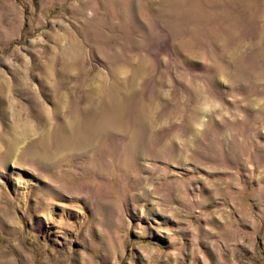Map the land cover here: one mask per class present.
<instances>
[{
	"label": "rangeland",
	"instance_id": "rangeland-1",
	"mask_svg": "<svg viewBox=\"0 0 264 264\" xmlns=\"http://www.w3.org/2000/svg\"><path fill=\"white\" fill-rule=\"evenodd\" d=\"M0 264H264V2L0 0Z\"/></svg>",
	"mask_w": 264,
	"mask_h": 264
},
{
	"label": "crops",
	"instance_id": "crops-1",
	"mask_svg": "<svg viewBox=\"0 0 264 264\" xmlns=\"http://www.w3.org/2000/svg\"><path fill=\"white\" fill-rule=\"evenodd\" d=\"M181 2H194L206 4L236 3V2H264V0H180Z\"/></svg>",
	"mask_w": 264,
	"mask_h": 264
}]
</instances>
